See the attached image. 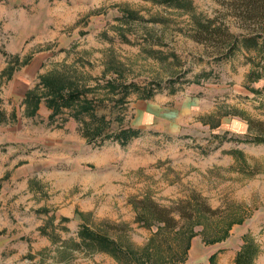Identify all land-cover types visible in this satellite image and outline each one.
Masks as SVG:
<instances>
[{
  "label": "rangeland",
  "instance_id": "1",
  "mask_svg": "<svg viewBox=\"0 0 264 264\" xmlns=\"http://www.w3.org/2000/svg\"><path fill=\"white\" fill-rule=\"evenodd\" d=\"M235 4L0 0V264H234L246 236L264 264V143L243 140L264 135V51L197 40L208 22L260 31ZM70 91L81 102L50 107ZM89 112L142 132L88 143ZM149 199L190 200L193 220L162 231L138 219ZM81 225L116 253L78 246Z\"/></svg>",
  "mask_w": 264,
  "mask_h": 264
},
{
  "label": "trees",
  "instance_id": "2",
  "mask_svg": "<svg viewBox=\"0 0 264 264\" xmlns=\"http://www.w3.org/2000/svg\"><path fill=\"white\" fill-rule=\"evenodd\" d=\"M156 4H164L171 7H180L189 10L192 5V0H149ZM235 8H240V14L244 20H253L255 23H264V0H237ZM200 24V23H199ZM260 31H255L254 34L242 35L241 37L234 35L228 31L227 27L224 25H214L207 23L202 29H199L197 33V40L201 42H207L208 40L219 41V46L223 48L222 56L230 57L234 52L240 48L245 47L246 49H256L264 51V25L259 29ZM170 83L174 82L172 79L169 80ZM55 84V83H54ZM168 84V83H167ZM173 85V83H172ZM55 86V85H54ZM128 86H124L125 95H127L130 90H135V87L129 89ZM167 85H161L160 83L152 84V86L143 88L141 90V96L143 98H151L157 92H161L162 89L166 88ZM55 90V87L54 89ZM174 89H172L173 91ZM82 98L76 91H70L68 93L54 92V96L50 100V107L56 109V107H68V105L73 103L81 102ZM1 103V99H0ZM87 110V109H86ZM89 110V109H88ZM91 126L87 122L81 121L83 127V136L86 137L88 143H93L97 145H102L105 140L112 139L117 141L122 146L129 144L132 138L138 137L142 130L134 127L120 128L116 132L109 133V123L105 119V115H96L93 112H89ZM7 115L0 104V124L5 122ZM250 136V135H249ZM214 137H218L214 135ZM99 139V140H98ZM98 140V142H97ZM244 141H250L253 143H264V135L259 133L248 137L247 135L243 138ZM141 209L138 219L154 220L161 225L160 230L162 231H173L177 228L179 221L184 219L186 221H192L194 212L190 200L182 201L183 205L179 207H163L158 205L154 201L150 200L144 203V200L140 201ZM200 213H212V210L205 204L199 207ZM174 212L179 216L178 219L175 218ZM112 228V227H109ZM77 237L79 238L78 246H83L85 249L93 251H105L108 253H116L117 247L108 236L104 233L98 232L90 228L89 226L81 225L77 231ZM240 250L236 253L234 257V264H254V260L258 254L257 245L254 240L246 236L244 242L239 248ZM209 264H215L214 255L209 258Z\"/></svg>",
  "mask_w": 264,
  "mask_h": 264
}]
</instances>
